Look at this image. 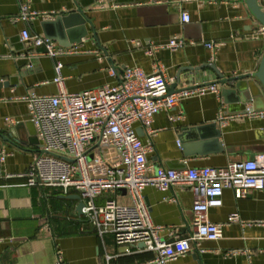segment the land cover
<instances>
[{"label": "crops", "instance_id": "1", "mask_svg": "<svg viewBox=\"0 0 264 264\" xmlns=\"http://www.w3.org/2000/svg\"><path fill=\"white\" fill-rule=\"evenodd\" d=\"M24 3L38 14L28 20L19 18ZM81 3L87 5L88 35L71 46L51 39L72 50L59 56L69 92L115 85L126 67L138 66L151 73L158 63L166 72L169 86L175 84L174 93L190 84L219 78L207 67L197 75L184 67L211 63L224 77H232L258 71L264 55V27L252 15L246 0H0V82L10 81L8 86L0 85V154L7 153L0 161V264H55L57 251H61L65 264H158L153 261L157 252L144 250L139 243L117 244L110 233L101 238L78 214L79 200L62 196L79 193L29 186L25 177L8 176L25 173L41 151L42 141L29 119L27 102L21 97L58 91L53 82L54 59L46 55L31 60L20 57L31 46L23 39L22 31L28 29L46 37L47 20L68 14ZM259 3L264 9V0ZM183 11L190 14L189 23H183ZM180 37L187 44L178 50L165 46ZM204 41L218 43L215 53ZM147 48H155V54H148ZM35 51L42 52L43 48ZM234 95L230 91L226 96L222 94L224 115L238 114L225 124L219 121L222 104L214 94L187 97L174 108L164 107L157 113L152 122L156 132L149 137L143 130L140 135L144 144L153 145L147 154L151 171L161 166L177 170L225 166L264 152V104L259 107L250 101L248 105H253L256 114L248 115L239 111L244 105L236 102ZM181 111L182 118L170 120V115L178 116ZM18 122L26 123L33 139L38 136L39 144L28 141L22 126L18 134L24 142L4 139V130ZM135 127L143 129L139 122ZM109 157L116 159L117 155L112 152ZM92 170L102 175L105 166L92 165ZM143 192L154 223L166 227L162 238L170 241L195 231L194 195L190 189L174 186L161 191L149 186ZM108 198L131 203L123 191L104 192L96 202L103 204ZM236 214L239 218L229 221ZM209 219L223 225L221 238L193 242L189 252L168 264H264V190L238 198L234 190L225 188L223 204L210 208ZM168 228L175 235H169Z\"/></svg>", "mask_w": 264, "mask_h": 264}, {"label": "built area", "instance_id": "2", "mask_svg": "<svg viewBox=\"0 0 264 264\" xmlns=\"http://www.w3.org/2000/svg\"><path fill=\"white\" fill-rule=\"evenodd\" d=\"M37 14L24 3L18 17L28 20ZM181 18L183 23L191 21L186 11L181 13ZM22 37L31 46L20 57L31 60L46 55L54 59L53 82L58 91L21 97L27 102L29 119L42 141L41 151L36 153L25 173L8 176L25 177L29 186L57 187L64 193H79L84 201L83 216L101 238L110 233L117 244L143 243L144 250L157 252L153 261L168 264L189 252L193 242L221 238L223 225L210 221L209 210L223 204L225 188L234 190L238 198L254 190H264V152L251 160L229 162L225 166H187L181 170L161 166L151 171L147 154L153 145L143 143L135 123H141L145 134L151 137L156 132L152 123L155 115L164 107L172 109L184 98L214 94L222 104L219 121L225 124L238 114L224 115L222 89L217 83H193L171 93L166 72L156 63L151 73L129 66L115 85L105 84L73 93L65 87L64 63L59 59L72 50L28 29L22 31ZM186 44V39L180 37L171 39L165 46L178 50ZM204 44L214 53L218 47L213 41H204ZM39 47L43 48L42 52L35 51ZM146 52L154 55L155 48H147ZM32 66L30 62L29 67ZM245 112L256 114L252 104ZM182 117L181 111L169 118L174 121ZM178 145L181 146V141ZM112 152L117 155L116 159L109 157ZM6 155L5 151L0 154L1 162ZM92 165H104V174L94 173ZM149 186L161 191L180 186L193 192L195 231L191 235L170 241L161 237L166 227L154 223L143 192ZM123 189L131 203L121 204L115 198H108L103 204L96 202L104 192L119 193ZM238 218L237 214L231 215L229 221ZM168 230L169 235H175L172 229ZM55 264H65L61 251H57Z\"/></svg>", "mask_w": 264, "mask_h": 264}, {"label": "water", "instance_id": "3", "mask_svg": "<svg viewBox=\"0 0 264 264\" xmlns=\"http://www.w3.org/2000/svg\"><path fill=\"white\" fill-rule=\"evenodd\" d=\"M246 3L248 4L252 15L255 16V18L264 27V9L260 5L259 0H246ZM86 6L87 5L81 3V5H78L77 8L72 10L70 13L65 15L58 14L53 20H47L46 25L48 27L47 31L45 30V36L49 39H55L65 46H71L74 43H80L89 33L86 23L90 22V20L84 9ZM52 28L54 29L52 30ZM67 39L70 40V43L67 42ZM205 67L212 69L219 76V78L215 79L214 81L207 83H217L230 86V89L223 88L222 94L226 96L229 91L234 93L235 101L244 105L239 111H246L250 101V103H254V105L259 107L264 104V55L258 71L232 77H224V74L217 68V66L211 63H205L198 67H184L183 70L190 71L191 74L194 73V75H197V73ZM1 84L8 86L10 85V81H2L0 82V85ZM169 88V91L171 92L172 89L175 88V84H172L169 86ZM21 126L24 127L28 133V141L30 143L39 144L38 136H36L37 139H33L25 122H18L15 125L9 126L6 130H4L5 134L2 136L4 139L12 141L16 144L19 142H24V139L19 137L18 134ZM35 130L37 133L36 127ZM138 133L139 135H142L143 129L138 130ZM123 192L126 193V190L123 189ZM62 196L66 198L78 199L79 203L76 206V209L79 215H83L84 201L80 195L71 194ZM140 244L143 247L145 246L143 243Z\"/></svg>", "mask_w": 264, "mask_h": 264}]
</instances>
